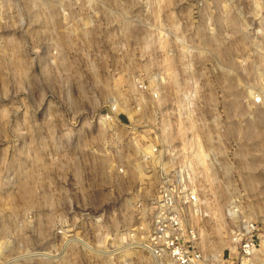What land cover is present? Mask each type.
Instances as JSON below:
<instances>
[{"label":"rangeland","instance_id":"rangeland-1","mask_svg":"<svg viewBox=\"0 0 264 264\" xmlns=\"http://www.w3.org/2000/svg\"><path fill=\"white\" fill-rule=\"evenodd\" d=\"M78 1L51 12L12 0L11 22L0 28L9 57L0 56V264H54L53 175L73 177L82 200L98 206L109 185L106 174L122 163L125 144L149 138L176 146L196 169L202 248L224 249L230 200L242 201L245 216L264 220V104L251 100L264 91L263 49L225 51L224 39L196 38L184 22V0ZM46 12L54 19L52 38L47 25L38 24ZM256 40L252 46L259 48ZM51 41L57 46L53 65L39 68L36 42ZM134 79L158 89L155 114L147 99L141 113L135 109ZM112 102L116 122L108 124L100 110ZM135 157L130 152L131 161ZM135 161L140 163L138 155ZM129 165L125 189H136L145 207L156 182ZM119 199L122 209L107 215L109 232L123 224L126 212L134 215ZM139 211L145 222L148 207ZM73 252L58 264H86ZM101 259L91 263H116ZM136 262L148 261L139 253Z\"/></svg>","mask_w":264,"mask_h":264},{"label":"built area","instance_id":"built-area-1","mask_svg":"<svg viewBox=\"0 0 264 264\" xmlns=\"http://www.w3.org/2000/svg\"><path fill=\"white\" fill-rule=\"evenodd\" d=\"M28 2L39 7L38 11H49L52 8L51 12L56 6L82 3L78 0ZM11 3L12 0H0V28L7 29L11 22ZM182 4L189 10V14L183 17L184 22L193 27L196 38L203 35L214 37L217 42L218 39H224L229 45L228 49H221L225 51H231L233 48L236 52L249 54L259 50L261 52L262 49L264 51V0H184ZM51 12L41 14L39 18H43L44 23L38 24L40 27L47 25V34L52 38L54 29L49 23L54 19ZM3 33L0 36H4ZM256 38H260L259 48L252 46V43H257ZM199 42L198 39L196 44ZM36 44L39 46L35 52L37 67L51 68L57 46L52 41ZM6 49L5 43L0 40V56L9 59L4 55ZM4 68L9 66L4 65ZM133 86L135 91L132 96L138 113H141V101L147 99L150 103V115L155 114L159 99L158 89L147 81L138 79L133 80ZM251 100L253 104H262L264 93L257 91ZM117 110V104L112 102L102 107L99 117L108 124H114ZM114 128L115 131L122 130V127L118 129L116 125ZM97 138L100 137L97 135ZM128 145L133 147L132 150L128 149ZM132 151L136 157L138 155L141 164L136 163V157L132 159L134 162L131 161ZM121 152L123 161L118 163L110 174H106L105 181H108L109 185L106 186L105 192L101 193L105 199L98 206L82 200L85 194H81L80 186L75 184L73 177L60 172L53 175L54 225L51 237L56 249L59 246V251L52 256L54 264H58L59 259H65L73 251L78 260H84L86 264H93L92 259L102 260L101 257L107 262L115 261V264H136L139 253L147 259V264H264V220L245 216L242 201L238 199L230 200L224 212L223 222L227 228L226 247L211 253L202 248L205 238L201 237L199 221V175L190 161L182 157L176 146L161 145L149 138L143 145L138 146L134 141L127 142L125 150ZM130 163L139 165L141 170L146 171L149 177L146 180L156 182L157 193L146 202L145 207L139 202L136 189H125L132 178L129 173L131 171L132 174ZM123 190L124 193H120ZM119 198L129 204V208L134 212L133 217L137 216V220L132 223L133 217L126 212L123 224L117 223L109 232L107 215L112 209H122L121 203L117 202ZM147 207L149 216L145 222H141L138 218L139 209ZM64 209L70 217L63 216ZM99 240L100 243H97Z\"/></svg>","mask_w":264,"mask_h":264},{"label":"bare ground","instance_id":"bare-ground-1","mask_svg":"<svg viewBox=\"0 0 264 264\" xmlns=\"http://www.w3.org/2000/svg\"><path fill=\"white\" fill-rule=\"evenodd\" d=\"M262 93H264V91H263ZM262 104H264V101L262 102ZM136 167H138L139 170L141 171L140 166H136ZM134 168H135V167H134ZM141 173H142V171H141ZM142 175H143V173H142ZM226 194H227V192H225V190H224L222 193H220V197L223 198V196L226 195Z\"/></svg>","mask_w":264,"mask_h":264}]
</instances>
